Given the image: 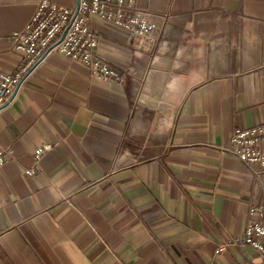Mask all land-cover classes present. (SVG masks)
<instances>
[{"label":"crops","instance_id":"0c3cea01","mask_svg":"<svg viewBox=\"0 0 264 264\" xmlns=\"http://www.w3.org/2000/svg\"><path fill=\"white\" fill-rule=\"evenodd\" d=\"M39 1L0 0L1 71ZM135 2L160 31L146 46L91 23L121 81L52 53L0 110V264H264L214 251L264 207V172L221 151L264 122V0Z\"/></svg>","mask_w":264,"mask_h":264},{"label":"built area","instance_id":"2783aa9c","mask_svg":"<svg viewBox=\"0 0 264 264\" xmlns=\"http://www.w3.org/2000/svg\"><path fill=\"white\" fill-rule=\"evenodd\" d=\"M153 16L146 9L139 8L135 0H78L72 8L40 0L24 27L11 34L13 47L22 51L24 57L16 70H0V110L14 101L22 84L52 53L81 64L102 81H121L123 71L109 64L97 52L101 36L91 23L97 20L109 29L123 32L128 43L138 37V44L146 46L160 33ZM263 143L264 122L249 128H234L227 146L221 147V151L245 165L256 164V174L259 175L264 172ZM45 149V146L35 149L32 164L24 169L26 175L35 173ZM5 153L0 146V166L5 162ZM263 215L262 205H251L243 232L229 236L216 247L215 253L231 246L248 245L264 258V224L259 221Z\"/></svg>","mask_w":264,"mask_h":264}]
</instances>
